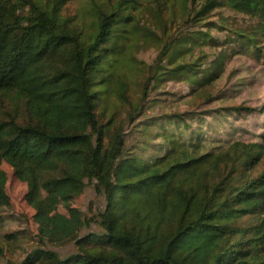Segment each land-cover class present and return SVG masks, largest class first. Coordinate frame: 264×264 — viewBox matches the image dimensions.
Segmentation results:
<instances>
[{
  "label": "trees",
  "instance_id": "obj_1",
  "mask_svg": "<svg viewBox=\"0 0 264 264\" xmlns=\"http://www.w3.org/2000/svg\"><path fill=\"white\" fill-rule=\"evenodd\" d=\"M72 1L0 0V211L5 163L39 237L73 246L7 264H264V102L203 110L241 93L231 56L264 66V0ZM252 115L254 141L222 132Z\"/></svg>",
  "mask_w": 264,
  "mask_h": 264
},
{
  "label": "rangeland",
  "instance_id": "obj_2",
  "mask_svg": "<svg viewBox=\"0 0 264 264\" xmlns=\"http://www.w3.org/2000/svg\"><path fill=\"white\" fill-rule=\"evenodd\" d=\"M89 1L91 0H73L68 4L65 12L74 15L81 8L85 7V3H89ZM92 1L99 2L100 0ZM225 16L229 17V20L235 25H244L243 20L239 16H231L229 13H225ZM215 36L222 37V35ZM154 54L155 51L153 49L142 47L138 51L137 58L148 63ZM233 70L234 74L232 75ZM237 82L244 84L239 95H234V97L227 92L223 103L204 107L203 110H214L220 107L238 105L257 108L264 102V66L261 65V63L253 62L245 56H231L223 79L218 86L221 91L229 90L234 88ZM170 90H179L180 92L181 88L177 85L169 84L166 87V91L171 92ZM185 90V88H182V92H185ZM228 97L230 99H227ZM171 108L172 110L169 111L176 109L173 104H169L168 109ZM179 110L184 112L192 110V108H190L189 105H181ZM166 111L167 110L164 112ZM154 114H156V112H154ZM244 119L246 120H240L236 123V121H232L228 118V122L223 123L222 132L225 134L229 133L231 128L235 126V129L237 131L239 130L237 135L241 136L243 140L254 141L255 138L253 136L258 134L257 130L262 119L258 115H252ZM212 128L215 129L216 125H213ZM242 130L246 133H242ZM213 135L214 133L211 134L210 137L217 138V136ZM2 170L5 172L7 179L5 191L9 198L10 206L0 211V249L2 253L0 264L19 263L35 248L51 249L57 252L61 257L72 252L73 246L67 243L66 240L61 243L52 244L39 237L38 227L33 220L34 211L24 199L26 194L25 184L19 182L14 177L12 169L7 164L4 163L2 165ZM71 206L81 211L83 215H92V213H95L97 208L100 207V199L93 189L88 188L74 199ZM56 212L64 215L66 214L62 206H58ZM90 231L95 232L96 229L92 227Z\"/></svg>",
  "mask_w": 264,
  "mask_h": 264
}]
</instances>
